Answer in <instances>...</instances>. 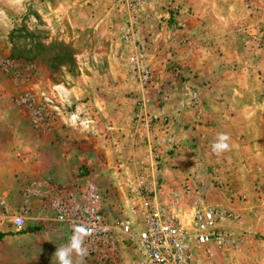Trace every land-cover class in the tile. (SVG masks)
Listing matches in <instances>:
<instances>
[{"label": "rangeland", "instance_id": "1", "mask_svg": "<svg viewBox=\"0 0 264 264\" xmlns=\"http://www.w3.org/2000/svg\"><path fill=\"white\" fill-rule=\"evenodd\" d=\"M134 20L149 84L131 67L125 31ZM171 104L199 115L153 144L152 126L169 122ZM221 133L230 147L217 154ZM62 149L75 180L48 171L44 159ZM165 166L185 171L168 180ZM81 181L97 186L112 217H130L139 192L164 200L171 189L186 224L195 204L232 209L210 264H264V0H0V264H59L61 230L28 222L40 229L19 233L26 228L15 231L10 218L34 215L57 188ZM72 260L135 256L123 247Z\"/></svg>", "mask_w": 264, "mask_h": 264}, {"label": "built area", "instance_id": "2", "mask_svg": "<svg viewBox=\"0 0 264 264\" xmlns=\"http://www.w3.org/2000/svg\"><path fill=\"white\" fill-rule=\"evenodd\" d=\"M125 39L134 47L130 56L132 70L144 84H149L152 71L146 63V45L139 37L135 20L126 28ZM150 122L151 119L145 120ZM182 188L187 193L189 186ZM166 192L164 200L156 196L141 198L139 192L138 200L130 206V217H112L104 212L103 196L97 186L91 181H81L57 188L47 206L53 211L57 225L64 227L68 244L74 227L85 226L90 230L91 235L83 244L85 256L114 253L127 247L135 256L134 264H210L211 243L227 239V226L236 219V213L214 205L197 208L195 204L186 224L187 219L180 216L183 208L179 191ZM10 223L15 231H20L28 222L25 214L17 212Z\"/></svg>", "mask_w": 264, "mask_h": 264}, {"label": "crops", "instance_id": "3", "mask_svg": "<svg viewBox=\"0 0 264 264\" xmlns=\"http://www.w3.org/2000/svg\"><path fill=\"white\" fill-rule=\"evenodd\" d=\"M185 105V104H183ZM181 104L175 105H169L165 107L164 109V114H168L171 118L167 124H163L162 122V117L157 119L156 122L152 126V143H161L160 146H163L162 144L167 141V139H172L176 137L174 134V131H178L179 128L181 127L180 124H184L186 121H192L195 119L196 115H199L195 112V109L191 107L189 104L185 105L184 109L181 108L183 106ZM188 106V107H187ZM151 110H154V112H158L157 108L155 105L151 107ZM175 110V111H174ZM180 111V112H178ZM60 124H62L60 122ZM124 124L122 121L117 120V125ZM107 125H113L107 123ZM70 151L62 149L60 153L54 154V155H48L50 156L49 158H45L44 161H47L48 164L51 166L49 167L48 171H54L56 174V177L59 178L61 181H70V180H75V165L71 167L72 173L70 171V164L69 160L67 157L70 156ZM44 156V155H43ZM179 157V156H178ZM184 157V156H183ZM184 167H180V169L177 168V170L173 169L172 166H165V169L163 170L162 174L163 177L167 178L170 180L172 173H178L182 174L185 170L183 169ZM175 170V171H174ZM46 203V202H45ZM201 205V204H199ZM34 215L30 216L29 212L27 211V222H31L30 224H38L39 226H48V228H52L53 231L58 232V237L62 238L63 243L67 244L66 241V236H65V229L64 227L58 226L57 223L53 219V211L50 208H46L44 205H39L35 209ZM184 212V210L182 211ZM0 231H5L4 229L0 228ZM56 234V233H55ZM65 242H64V241ZM68 245V244H67ZM216 257L221 256V253H216Z\"/></svg>", "mask_w": 264, "mask_h": 264}, {"label": "clouds", "instance_id": "4", "mask_svg": "<svg viewBox=\"0 0 264 264\" xmlns=\"http://www.w3.org/2000/svg\"><path fill=\"white\" fill-rule=\"evenodd\" d=\"M229 137L225 133H221L216 138V142L212 144V150L214 153H222L229 150ZM20 223V219L17 220ZM91 235L89 229L85 226H76L73 229V235L69 241V244L62 246L56 250V257L59 264H73L72 253L75 252L81 259L87 254L86 249L83 247L84 240L87 236Z\"/></svg>", "mask_w": 264, "mask_h": 264}, {"label": "trees", "instance_id": "5", "mask_svg": "<svg viewBox=\"0 0 264 264\" xmlns=\"http://www.w3.org/2000/svg\"><path fill=\"white\" fill-rule=\"evenodd\" d=\"M40 229L39 226H34V227H27L26 230L24 231H20L19 233H25V232H28V231H38ZM7 234V232L5 231H0V239H2L5 235Z\"/></svg>", "mask_w": 264, "mask_h": 264}]
</instances>
